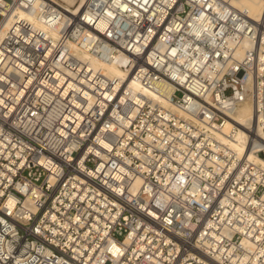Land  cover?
<instances>
[{"label":"built area","instance_id":"built-area-1","mask_svg":"<svg viewBox=\"0 0 264 264\" xmlns=\"http://www.w3.org/2000/svg\"><path fill=\"white\" fill-rule=\"evenodd\" d=\"M245 104L264 161V20L232 0H0V264H264Z\"/></svg>","mask_w":264,"mask_h":264},{"label":"bare ground","instance_id":"bare-ground-1","mask_svg":"<svg viewBox=\"0 0 264 264\" xmlns=\"http://www.w3.org/2000/svg\"><path fill=\"white\" fill-rule=\"evenodd\" d=\"M66 2H72V0H65ZM233 5L246 12L248 16L255 20L262 21L264 20V0H232ZM240 49V48H238ZM94 65L102 68L103 72L107 75L123 78L124 71L121 70L116 64L115 61H107V62H99L95 61ZM129 87L135 89L146 96H152V92L147 89L140 87L135 82H130ZM163 107L169 112H177V107L171 101H164ZM236 122L238 125V129L232 133V139H230V146L237 150L240 154H243V157H248L249 160L254 162H260L264 165V161H261L257 156H255L250 151L251 144L255 147L260 146L259 141L256 140L253 142V136H247L244 134V127L242 125L249 124L251 122L252 129H256V116L254 111H252V107L249 104H245L241 106V108L236 113ZM230 129L229 125L224 126L223 132L227 133Z\"/></svg>","mask_w":264,"mask_h":264}]
</instances>
